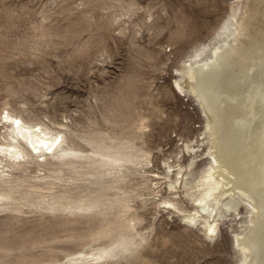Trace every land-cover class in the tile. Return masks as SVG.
<instances>
[{
	"label": "rangeland",
	"instance_id": "374dc122",
	"mask_svg": "<svg viewBox=\"0 0 264 264\" xmlns=\"http://www.w3.org/2000/svg\"><path fill=\"white\" fill-rule=\"evenodd\" d=\"M233 1L0 0V127L9 110L66 147L14 170L17 188L0 201V264L235 263V223L210 239L161 204L164 161L201 144L204 126L173 87L176 69ZM131 143L137 150L108 158Z\"/></svg>",
	"mask_w": 264,
	"mask_h": 264
},
{
	"label": "bare ground",
	"instance_id": "6f19581e",
	"mask_svg": "<svg viewBox=\"0 0 264 264\" xmlns=\"http://www.w3.org/2000/svg\"><path fill=\"white\" fill-rule=\"evenodd\" d=\"M176 70L173 87L194 99L204 126L201 144L188 142L186 153H178L173 164L164 161L169 199L161 204L210 239L219 235L221 222L228 227L235 223L236 229L227 228L234 264H264V0H234L210 38ZM5 111L0 201L17 188L14 170L48 165L66 149L58 132L49 134L36 122ZM19 139L42 151L38 158L44 162L33 158ZM129 149L137 150L132 143L111 146L108 158L117 162ZM185 155L188 162H183ZM186 201L192 210L181 207Z\"/></svg>",
	"mask_w": 264,
	"mask_h": 264
},
{
	"label": "water",
	"instance_id": "95a60500",
	"mask_svg": "<svg viewBox=\"0 0 264 264\" xmlns=\"http://www.w3.org/2000/svg\"><path fill=\"white\" fill-rule=\"evenodd\" d=\"M231 238V237H230ZM232 240V239H231ZM232 245V244H231ZM233 246V245H232Z\"/></svg>",
	"mask_w": 264,
	"mask_h": 264
}]
</instances>
